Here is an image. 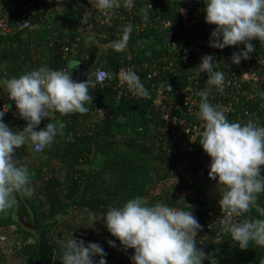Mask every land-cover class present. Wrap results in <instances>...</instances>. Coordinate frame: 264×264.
I'll return each instance as SVG.
<instances>
[{
	"label": "trees",
	"instance_id": "obj_1",
	"mask_svg": "<svg viewBox=\"0 0 264 264\" xmlns=\"http://www.w3.org/2000/svg\"><path fill=\"white\" fill-rule=\"evenodd\" d=\"M41 1L0 0L4 9L12 13L21 10L24 4H29L35 12L29 26H20L12 19L7 26H0V89L8 79L42 66L51 70L66 69L71 61L81 63L94 57L98 48L101 56L95 60L89 74L78 75L75 79L73 74L74 80L88 78L91 81L89 93L93 100L85 105L89 108L88 113L66 116L56 113V119L65 125L62 135H57L40 153L27 145L16 150L17 159L26 164L32 174L34 195L31 198L18 196L17 206L9 210L7 216L0 214V235L7 233L6 239L0 240V264H62L58 241L73 235L75 238L83 235L86 245L98 243L107 254L105 259L112 264H128L132 262L134 249L125 251L108 232L103 220L91 227L89 214L99 218L110 207H121L137 196L149 206L159 202L192 211L203 225L196 238L197 247L206 253L223 257L228 264H260L264 260V247L253 242L247 249H240L229 234L221 232V225L215 223L209 213V203L221 193L206 195L196 189L201 179L209 177L210 171L202 161L200 136L188 137L182 125L167 120L164 109L154 102L161 84L169 83L173 91L164 90L175 96L176 101H181L179 93L189 85L193 84L195 89L198 86L200 91L208 89L207 73L198 76L196 69L205 54L214 53V70L222 71L225 78L243 70V62L233 64L231 56L233 52L243 50L244 45L224 49L210 47L211 33L216 26L205 22L206 0H136L135 20L143 18L142 10H147L148 24L139 33L132 26L128 46L122 52H116L112 47V42L117 39L100 36L108 26L98 21L100 12L94 7H91V14L88 12L89 0ZM121 1L122 6L112 10L111 14L117 23L126 24L131 14L124 12L127 9ZM194 16H198L197 27ZM164 20L170 24L165 25ZM69 21L74 22L73 32L66 29ZM168 30L174 33L171 40ZM89 36L93 37L92 41L85 43ZM180 39L189 46L187 59L174 58V55L178 56ZM252 43L255 48L251 53L253 68L263 72L264 45L259 40ZM149 52L151 55H147ZM173 59L177 60L174 62ZM171 61L174 64L165 68ZM122 66L140 77L149 93L147 98L134 96L126 84H120L118 73ZM99 67L115 72V76L103 84L93 82L92 72ZM244 87L249 86L244 83ZM223 94L213 86L209 102L213 104V96L225 98ZM247 105L255 107L252 101H247ZM4 106L9 109L4 122L13 131L23 130L27 122L17 117L14 101L0 90V111ZM173 114H186L188 119L194 117V113L184 112L176 105ZM232 117L235 121V116ZM49 122L46 118L36 130L44 129ZM190 143L191 149L171 150L175 144ZM180 162L185 163L182 170L178 169ZM258 203L264 207V193L260 194ZM244 218L262 217L253 209L240 217ZM212 222L215 226L208 228L206 224ZM48 223L52 225L50 248L44 251L40 228ZM201 237L205 239L204 243H200ZM109 240L114 241L116 247H111ZM99 259V256L95 257L96 264Z\"/></svg>",
	"mask_w": 264,
	"mask_h": 264
},
{
	"label": "clouds",
	"instance_id": "obj_2",
	"mask_svg": "<svg viewBox=\"0 0 264 264\" xmlns=\"http://www.w3.org/2000/svg\"><path fill=\"white\" fill-rule=\"evenodd\" d=\"M89 3L107 19H111V10L122 6L121 0H89ZM205 4V22L216 26L211 33L210 47L224 49L244 45L243 50L233 52V64L239 65L241 60L251 58L250 54L255 51L253 40H259L264 45V0H206ZM132 6L133 0H123V7ZM142 11L143 20L147 21V10ZM131 32L132 25H128L122 36L112 42L116 52L127 48ZM92 39V36L87 37L85 43H90ZM213 58L205 54L196 68L198 76L207 73L206 84L209 86L197 93L201 99L196 115L202 121L199 144L211 158L208 175L217 181V189L222 196L219 200L222 218L217 222L221 225V232L229 234L240 249H247L253 242L264 247V207L258 203L260 194L264 193V176L261 175L264 127L251 119L245 124L230 122L227 109L209 102L213 86L220 93L225 87L224 73L214 70ZM78 65V61H71L62 70L42 66L5 82V92L15 103L17 117L27 124L23 130L13 131L4 122L9 109L4 106L0 111V214L7 216L9 210L17 206L18 196L31 198L34 195L32 174L27 165L17 159L16 150L27 145L32 151L40 153L54 142L57 135H62L65 125L56 119V113L61 116L88 113L89 108L85 105L93 100L89 93L91 81L88 78L84 81L73 79ZM118 77L120 84H126L134 96H149L135 72L121 70ZM102 80L103 74H99L97 82ZM160 88L173 91L169 83L161 84ZM261 95L264 96V93ZM46 118L51 122L37 131ZM185 131L190 133L191 130L185 128ZM253 209L262 218L237 219L245 217ZM89 219L93 228L97 221L103 220L108 232L125 251L134 249L130 258L133 264H203L206 259L211 260V264H217L213 254L197 247L196 238L203 227L192 211L159 202L149 206L137 196L121 207H110L99 218L90 213ZM58 243L62 264H96L97 256L100 257L98 264H107V254L98 243L86 245L84 240H77L74 235ZM108 243L116 247L114 241L109 240ZM260 264H264V260Z\"/></svg>",
	"mask_w": 264,
	"mask_h": 264
},
{
	"label": "built area",
	"instance_id": "obj_3",
	"mask_svg": "<svg viewBox=\"0 0 264 264\" xmlns=\"http://www.w3.org/2000/svg\"><path fill=\"white\" fill-rule=\"evenodd\" d=\"M135 1L133 0V6L131 8H126L124 12H127L131 14L130 19L128 20V23H117L114 18L113 14L110 13L111 19H107L104 17L101 13L98 16L100 21L103 24H107L108 28H104L100 36L101 37H107L110 39H119L122 36V31L125 27L128 25H134L136 27L137 33H139L141 30H143L144 27L147 26V21H144L143 18L135 20L134 17V11L136 9ZM122 2V1H121ZM152 6V3H149V7ZM91 7L92 5L88 6V12L91 14ZM115 10V9H113ZM123 11V10H122ZM112 12V10H111ZM35 13L34 10H31L29 7V4H24L21 10H17L14 13L5 10L2 3H0V26L5 27L9 24L10 20H17L20 26H29L32 23V14ZM206 13V11H205ZM118 15V13H116ZM185 17H188V14L184 15ZM124 15H121V18H123ZM160 19V15H158ZM165 25H169L170 22L168 20H164ZM193 22H196V27L199 26L198 22V16H194ZM194 26V27H195ZM181 44L177 45L178 56L174 55V58L178 59H187L189 58V46L184 43L183 40H181ZM243 46V44H242ZM68 47H66L67 49ZM196 49H199V47H196ZM174 54V51H173ZM212 56H214V53L211 52ZM166 56V55H165ZM251 58L249 60H242L243 66L245 68L239 72H235L233 76L226 77L225 78V87H224V94L226 95L225 98L223 97H216L213 96V105H218L223 109H227L226 115L228 116V119L230 122H239L241 124L247 123L249 119H251L254 123H256L258 126L264 127L262 124V121L264 119V96L261 94L264 93V71L259 72L257 68H253V55L250 54ZM168 57V54L167 56ZM227 57H230V54H227ZM177 60V59H176ZM176 60L173 59L175 62ZM171 61L170 63H167L165 65V68H168L173 63ZM232 62V61H231ZM127 71L124 66H122L119 70ZM156 72V71H155ZM93 76V82H97V76L99 74H103V80L100 83H105L108 80L112 79L113 76H115V72H110L104 67L97 68L94 72H92ZM237 73V74H236ZM109 74H111V78H109ZM236 74V75H235ZM244 83L247 84L249 87H244ZM197 89H195V86L189 85L188 87H185L181 90L182 93L180 94L181 101H176V97L172 94H167L165 90L159 91L157 97L154 98V102L156 105L161 106L164 109V116L167 120L182 125L183 130L185 131V128L190 129V133L186 132L187 136L190 138H195L196 135H199V132L202 131V121L198 119L196 113L199 111V103L200 98L195 94V92H200V88L196 86ZM215 95V94H214ZM163 99H166L167 101H163ZM247 101H252L255 105V107H249L247 105ZM175 105L181 106L182 110L184 112H190L194 113V119L190 118L185 114L183 116H179L176 114H173V108ZM240 106V107H239ZM232 116H235V121H232ZM172 151L176 152L179 149H191L193 148V145L190 143V145H179L175 144L171 147ZM202 161L204 166L210 169V163L211 158L204 152H202ZM184 162L177 163L178 169L184 168ZM261 175L264 176V166H262ZM222 198V196L218 197L215 201L209 203V213L212 215V217L215 220V223H218V219L222 218V210L219 206V200ZM181 209V208H179ZM237 219H240L237 218ZM219 224V223H218ZM202 225V224H200ZM208 228H213L215 225L212 222L211 224H206ZM203 227V225H202ZM200 232V231H199ZM198 232V234H199ZM199 235H197L198 237ZM7 237V233H2L0 235V240H5ZM77 240H85V237L83 235H77ZM200 243H204L205 239L202 237L199 239ZM129 250V249H128ZM107 264H112V261L107 260ZM128 264H133V262H129Z\"/></svg>",
	"mask_w": 264,
	"mask_h": 264
},
{
	"label": "water",
	"instance_id": "obj_4",
	"mask_svg": "<svg viewBox=\"0 0 264 264\" xmlns=\"http://www.w3.org/2000/svg\"><path fill=\"white\" fill-rule=\"evenodd\" d=\"M168 34L170 36V40L172 39V36L174 35V33L171 30H168ZM79 69H77L74 72V79L76 78V76H85L87 74L90 73L92 67H93V62H90L89 64L84 62L78 65ZM51 231H52V225L50 223L46 224L45 226L40 228V232H42V245H41V249L42 250H47V248L49 246V240H50V236H51ZM206 264H211V260H208Z\"/></svg>",
	"mask_w": 264,
	"mask_h": 264
},
{
	"label": "rangeland",
	"instance_id": "obj_5",
	"mask_svg": "<svg viewBox=\"0 0 264 264\" xmlns=\"http://www.w3.org/2000/svg\"><path fill=\"white\" fill-rule=\"evenodd\" d=\"M40 3H42L41 0H40ZM196 189L198 190V192H199V189H200V193H204L206 195H214V194H218L220 192L217 189V181H213L209 177H207L206 179L205 178L201 179L199 181L198 187ZM215 258L217 260V264H228L227 261L224 263V258L223 257H221V258L215 257Z\"/></svg>",
	"mask_w": 264,
	"mask_h": 264
},
{
	"label": "crops",
	"instance_id": "obj_6",
	"mask_svg": "<svg viewBox=\"0 0 264 264\" xmlns=\"http://www.w3.org/2000/svg\"><path fill=\"white\" fill-rule=\"evenodd\" d=\"M1 1H6V0H1ZM34 15H35V13H34ZM33 21V20H32ZM74 22L73 21H69V23H68V25H67V27H66V29L67 30H70V31H72L73 32V29H74ZM70 27V28H69ZM96 42V41H95ZM101 56V52H100V49L98 48V51H96L95 50V53H94V57H92V58H87L85 61H82L81 63H84V62H86V63H90V62H93V66L95 65V60H97V59H99V57ZM103 63H105L104 61H102ZM102 62H100V63H102ZM81 63H79V64H81ZM2 88L0 89L1 91H3V92H5V83L4 84H2Z\"/></svg>",
	"mask_w": 264,
	"mask_h": 264
},
{
	"label": "flooded vegetation",
	"instance_id": "obj_7",
	"mask_svg": "<svg viewBox=\"0 0 264 264\" xmlns=\"http://www.w3.org/2000/svg\"><path fill=\"white\" fill-rule=\"evenodd\" d=\"M225 262H226V261H225ZM225 262H224V263H225Z\"/></svg>",
	"mask_w": 264,
	"mask_h": 264
}]
</instances>
